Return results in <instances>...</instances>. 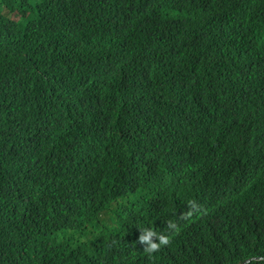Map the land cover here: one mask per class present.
Segmentation results:
<instances>
[{
	"label": "trees",
	"instance_id": "1",
	"mask_svg": "<svg viewBox=\"0 0 264 264\" xmlns=\"http://www.w3.org/2000/svg\"><path fill=\"white\" fill-rule=\"evenodd\" d=\"M263 215L264 0H0V264H264Z\"/></svg>",
	"mask_w": 264,
	"mask_h": 264
},
{
	"label": "clouds",
	"instance_id": "2",
	"mask_svg": "<svg viewBox=\"0 0 264 264\" xmlns=\"http://www.w3.org/2000/svg\"><path fill=\"white\" fill-rule=\"evenodd\" d=\"M263 98V96H261ZM215 102V99L212 100L211 105H213ZM264 216V215H263ZM103 217L108 218V214L106 211L101 212V219ZM170 228H174V224H169ZM153 237H156V241L152 239ZM138 241L145 245L144 250L153 253L158 250V248L162 245H167L169 243L168 236L165 234H159L157 235L156 231L152 227H145L140 229V235L138 237Z\"/></svg>",
	"mask_w": 264,
	"mask_h": 264
}]
</instances>
